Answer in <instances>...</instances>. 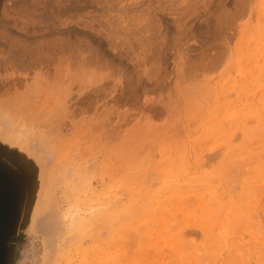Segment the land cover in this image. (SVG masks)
I'll return each mask as SVG.
<instances>
[{
  "label": "rangeland",
  "instance_id": "rangeland-1",
  "mask_svg": "<svg viewBox=\"0 0 264 264\" xmlns=\"http://www.w3.org/2000/svg\"><path fill=\"white\" fill-rule=\"evenodd\" d=\"M0 143L3 264H264V0H0Z\"/></svg>",
  "mask_w": 264,
  "mask_h": 264
},
{
  "label": "water",
  "instance_id": "water-1",
  "mask_svg": "<svg viewBox=\"0 0 264 264\" xmlns=\"http://www.w3.org/2000/svg\"><path fill=\"white\" fill-rule=\"evenodd\" d=\"M13 180V181H12ZM15 184L10 172L0 163V201L6 208L0 206V264H3L8 250V243L13 234L14 221L16 219L17 195ZM4 197V201L1 200ZM5 203V204H6Z\"/></svg>",
  "mask_w": 264,
  "mask_h": 264
},
{
  "label": "bare ground",
  "instance_id": "bare-ground-1",
  "mask_svg": "<svg viewBox=\"0 0 264 264\" xmlns=\"http://www.w3.org/2000/svg\"><path fill=\"white\" fill-rule=\"evenodd\" d=\"M0 148H2V145H1V143H0ZM3 149V148H2ZM10 152V151H9ZM100 208V207H99Z\"/></svg>",
  "mask_w": 264,
  "mask_h": 264
}]
</instances>
